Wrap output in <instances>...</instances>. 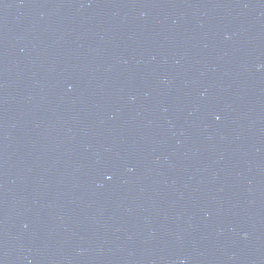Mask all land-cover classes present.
Returning <instances> with one entry per match:
<instances>
[{"label": "water", "instance_id": "obj_1", "mask_svg": "<svg viewBox=\"0 0 264 264\" xmlns=\"http://www.w3.org/2000/svg\"><path fill=\"white\" fill-rule=\"evenodd\" d=\"M0 264H264V0H0Z\"/></svg>", "mask_w": 264, "mask_h": 264}]
</instances>
